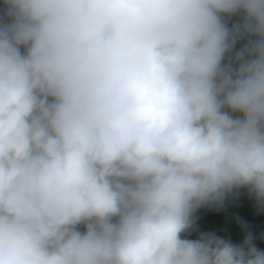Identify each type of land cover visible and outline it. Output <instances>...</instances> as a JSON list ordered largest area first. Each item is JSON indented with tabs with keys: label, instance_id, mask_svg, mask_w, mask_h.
I'll use <instances>...</instances> for the list:
<instances>
[{
	"label": "clouds",
	"instance_id": "1",
	"mask_svg": "<svg viewBox=\"0 0 264 264\" xmlns=\"http://www.w3.org/2000/svg\"><path fill=\"white\" fill-rule=\"evenodd\" d=\"M0 264H264L184 238L264 205V0H4Z\"/></svg>",
	"mask_w": 264,
	"mask_h": 264
},
{
	"label": "trees",
	"instance_id": "2",
	"mask_svg": "<svg viewBox=\"0 0 264 264\" xmlns=\"http://www.w3.org/2000/svg\"><path fill=\"white\" fill-rule=\"evenodd\" d=\"M4 12V0H0V20ZM193 217L205 218L211 226L192 225L183 234L184 238L196 239L202 233H213L233 245H241L245 237L251 235L255 247L264 252V205L257 202L247 189L233 190L220 203L196 209Z\"/></svg>",
	"mask_w": 264,
	"mask_h": 264
},
{
	"label": "rangeland",
	"instance_id": "3",
	"mask_svg": "<svg viewBox=\"0 0 264 264\" xmlns=\"http://www.w3.org/2000/svg\"><path fill=\"white\" fill-rule=\"evenodd\" d=\"M193 225H195L196 227H204V226H211V223L206 220L205 218H201V217H193ZM205 228V227H204Z\"/></svg>",
	"mask_w": 264,
	"mask_h": 264
}]
</instances>
